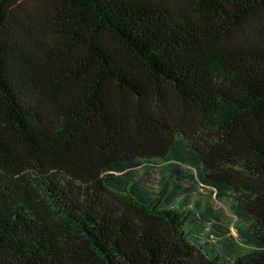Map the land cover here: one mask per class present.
Listing matches in <instances>:
<instances>
[{
	"label": "trees",
	"instance_id": "1",
	"mask_svg": "<svg viewBox=\"0 0 264 264\" xmlns=\"http://www.w3.org/2000/svg\"><path fill=\"white\" fill-rule=\"evenodd\" d=\"M0 264H264V0H0Z\"/></svg>",
	"mask_w": 264,
	"mask_h": 264
},
{
	"label": "rangeland",
	"instance_id": "2",
	"mask_svg": "<svg viewBox=\"0 0 264 264\" xmlns=\"http://www.w3.org/2000/svg\"><path fill=\"white\" fill-rule=\"evenodd\" d=\"M168 163L155 159L146 162L143 166L135 170V177L140 179L145 185L157 190L160 185L161 176L167 171ZM186 172H194L188 166H182ZM184 187L192 186L193 197L186 200L189 205L199 203V209L203 212L211 210L212 215H208L207 230L214 231L215 235L212 240L215 242V247L220 249L225 238L232 239L231 241L243 252L249 248L245 244L240 231L246 227L240 217L234 211V201L231 198H218L216 191L207 186H202L196 183H191L189 180L181 181Z\"/></svg>",
	"mask_w": 264,
	"mask_h": 264
}]
</instances>
